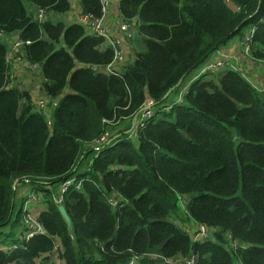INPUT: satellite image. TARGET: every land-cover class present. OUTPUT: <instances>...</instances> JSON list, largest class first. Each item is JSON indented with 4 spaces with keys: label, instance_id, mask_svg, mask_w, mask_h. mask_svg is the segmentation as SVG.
I'll list each match as a JSON object with an SVG mask.
<instances>
[{
    "label": "trees",
    "instance_id": "16d2710c",
    "mask_svg": "<svg viewBox=\"0 0 264 264\" xmlns=\"http://www.w3.org/2000/svg\"><path fill=\"white\" fill-rule=\"evenodd\" d=\"M80 4L101 16L99 0ZM119 9L144 49L116 77L80 68H106L114 53L84 26L51 19L71 11L69 0H0V31L31 42L25 59L41 67L46 95L62 98L51 120L37 111L30 93L12 86L0 42V264H130L135 256L136 264H264L262 83L218 70L176 104L192 73L253 29L249 59L264 65V0H122ZM146 106L158 110L136 139L117 130ZM109 130L117 138L99 153L95 142ZM70 179L63 206L72 227L55 202ZM18 183L41 193L44 235L25 238L23 203L13 219ZM114 196L124 201L117 210ZM197 224L213 238L194 242L187 227Z\"/></svg>",
    "mask_w": 264,
    "mask_h": 264
},
{
    "label": "built area",
    "instance_id": "2783aa9c",
    "mask_svg": "<svg viewBox=\"0 0 264 264\" xmlns=\"http://www.w3.org/2000/svg\"><path fill=\"white\" fill-rule=\"evenodd\" d=\"M122 0H118L119 4ZM101 9H102V14L101 16L94 15L92 13L89 14H81V17L79 19V24L84 26L87 33L91 36H95L97 38H100L104 41V48H109L113 51L114 53V59L113 62L107 66L106 68H101L99 66H93V67H85V66H80V68H90L94 73L99 74V73H104V74H110L114 75L116 77H121L122 76V68L127 64L128 60L126 59V53H125V46L128 41L134 40L137 36H139V29L136 24H129L126 22L123 18L120 20L119 27L117 30L112 31L109 28V25L107 24L108 21V12L110 9V5L112 0H99ZM48 15L46 10L44 9H39L36 12V20L40 23H46L48 21ZM256 33V29H253L245 34V37L243 39V48L245 51V57L251 58V49H252V41L254 38V35ZM8 35L3 34L0 31V42ZM31 44V42H23L20 38L14 45V54L18 56L21 52L22 49L26 45ZM217 55V54H216ZM215 55V56H216ZM248 55V56H247ZM211 58L207 64H205L203 67H201L198 72L196 71V76H194L193 80L189 82L187 85L182 87L181 92L178 96V99L176 101V104H179L182 102L183 96L186 94L188 88L190 85L197 81L198 79L202 78L205 75L214 73L221 68L224 67V63L222 61ZM9 58V56H8ZM253 61V60H252ZM9 63V62H8ZM253 63H256L253 61ZM38 67V66H34ZM39 68V67H38ZM235 71H239L236 69H233ZM261 70V69H260ZM9 76L11 78V81L14 83L15 79L13 76L9 73ZM13 86V84H12ZM262 88L264 90V71H263V76H262ZM170 107L168 110L172 108V105H169ZM156 115V111L152 109V106H146L144 109H142L132 120L134 127H132L129 131H127V134L131 139H136L139 135V133L146 127L148 122ZM116 125V124H113ZM117 137H115L114 133H111L110 130L105 133L98 141L95 142V146L98 148L97 151L100 153V146L105 145V144H110L113 140H115ZM97 153V154H99ZM76 184V179H70L66 181L61 187H60V192L59 196L56 197L55 202L57 205L61 206L62 203L64 202L65 194ZM81 183L77 185V189H80ZM29 201L27 203V207H31L35 203H39L42 201V196L41 193L39 192H32L29 197ZM181 204L183 207H186V200L180 198ZM123 199L117 198L114 196L109 200V203L113 207L114 210H117L122 207L123 204ZM26 224L27 228L25 232V238L27 240L44 235L45 232L43 228L38 224L37 222V215L34 217V211L31 208H27L26 211ZM194 229V230H192ZM191 230V231H190ZM187 231L190 233V236L192 237L193 241L196 243H203L207 240H210L213 238V234L215 233L214 230L208 228L205 225H196L195 227L189 226L187 227ZM232 248L237 249L238 244L237 243H232ZM11 249H17V246H14ZM8 250V249H7ZM155 260H160L165 263H171V261L164 259L159 256L152 255L150 256ZM140 260L139 256H135L133 260L131 261L130 264H136ZM175 264H196L195 259H191L190 261H179L176 262Z\"/></svg>",
    "mask_w": 264,
    "mask_h": 264
},
{
    "label": "crops",
    "instance_id": "0c3cea01",
    "mask_svg": "<svg viewBox=\"0 0 264 264\" xmlns=\"http://www.w3.org/2000/svg\"><path fill=\"white\" fill-rule=\"evenodd\" d=\"M71 3V11L64 17V22L68 25L73 24H79V19L82 14V7L80 4V0H69ZM119 2L118 0H112L110 9L108 12V21L107 24L109 25V28L112 31H115L119 27L120 20L122 19L119 9ZM19 35L14 34L11 36H6L1 41V43L6 46L8 51V62H9V73L13 76L15 79V82L13 83L14 87H17L18 89L22 91H27L30 93L31 100L34 104V107L37 111L43 112L47 117L46 112V104L50 106L49 115L52 114L53 109L56 107V105L59 103V101L62 99H59L57 101H52L47 95L44 90V84L46 83V80L43 77L42 69L41 67H34L33 65L29 64L27 60L25 59V51L22 49L20 54L16 56L14 54V45L18 41ZM242 39L239 40H232L227 46L223 47L221 50H223L227 56L225 57V62H244V67L241 68V70H244L245 74L247 75H253L251 71L248 69L251 67L247 63H251V60L249 58H244V53L242 48L240 47V43ZM225 49V50H224ZM220 50V51H221ZM214 59H217V55ZM252 67H259V69H262L264 71V65L253 63ZM254 79V78H252ZM186 81V80H185ZM258 84H261L260 81H258ZM187 85L189 82H185ZM257 86L258 84L255 83ZM68 93V92H67ZM176 96V95H175ZM53 104V105H52ZM25 186V192L28 194V190H31L32 192H37L35 190V187L26 183ZM21 185V184H20ZM31 192V193H32ZM44 202L40 201L39 203H35L32 206V210L34 211V214H37V216L40 215L42 211L46 209L45 207H42V204ZM31 206V207H32Z\"/></svg>",
    "mask_w": 264,
    "mask_h": 264
},
{
    "label": "rangeland",
    "instance_id": "374dc122",
    "mask_svg": "<svg viewBox=\"0 0 264 264\" xmlns=\"http://www.w3.org/2000/svg\"><path fill=\"white\" fill-rule=\"evenodd\" d=\"M64 17L65 16H57V17H52L51 19L54 20V21L55 20L64 21L65 20ZM241 38H242L241 36H237L234 40H239ZM242 44H243V42L240 43V47L242 48L243 53L245 55V51H244V48H243V45ZM102 48H104V45H102ZM143 49H144L143 46L139 42V36H137L134 40L128 41L127 44H126V46H125L126 59L128 60V62L134 61L136 59L137 54L139 52H141ZM226 56H227V54L223 50L218 51V53H217V60H220V61H222V63H224V67L221 68L220 70H225L227 68L241 70V68H243L245 66L244 65L245 61L244 62H235V63H233L231 61L230 62H228V61L225 62L224 60H225V57ZM245 56L243 57V59L244 58L245 59L247 58ZM247 64L251 66L248 69L253 74V75H251V78L258 79V81H260V83H261L262 82V76H263V70L262 69L260 70L259 67H252V65H253V61L252 60H251V63L249 62ZM241 71L245 72L244 70H241ZM196 74H197L196 72L192 73L189 76V78L186 79L185 82H191L193 80L194 76H196ZM185 82L181 85L182 87L185 86V84H186ZM175 100H176L175 95H172L171 98H170V100L165 105L166 110H168V108L170 107L169 105L172 104L173 102H175ZM49 108H50V106L48 104H46L47 118L49 120H51L52 119V114L49 115V110H48ZM157 108L158 107H156V108L155 107H152V109L155 110L156 112L158 110ZM116 127H117V130L126 131L127 132L132 127H134L133 120L132 119L131 120H127L124 123L117 125ZM116 131H113L112 133L115 134ZM84 164H86V162H84ZM24 185L27 186L26 183H24ZM31 192H32L31 190H28V194H27V192H25V186H23V184H21V185L19 183L17 184L18 200H16V202H15V211H14V214H13V219H15L16 214H17V212H18V210L20 208V203H23L22 214H21V222L23 224H25V230L28 229L27 228V224H26V220H25L26 219V213H25V211H26L27 208H31L32 209L34 207V206L27 207L28 206L27 203L29 201L28 197L31 194ZM62 205H63V203H62ZM45 206H46V204L43 203L42 204V207H45ZM35 215H37V214H34V217H35ZM237 264H240V263H237Z\"/></svg>",
    "mask_w": 264,
    "mask_h": 264
},
{
    "label": "water",
    "instance_id": "95a60500",
    "mask_svg": "<svg viewBox=\"0 0 264 264\" xmlns=\"http://www.w3.org/2000/svg\"><path fill=\"white\" fill-rule=\"evenodd\" d=\"M59 210L61 212V214L63 215V217L66 219L67 223L69 224L70 227H72V221H71V218L70 216L68 215L65 207L62 205L59 207Z\"/></svg>",
    "mask_w": 264,
    "mask_h": 264
}]
</instances>
